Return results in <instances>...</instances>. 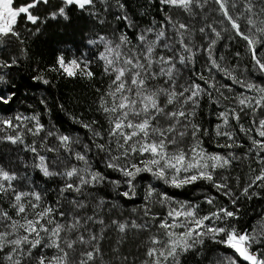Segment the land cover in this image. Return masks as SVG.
<instances>
[{
    "label": "snow or ice",
    "instance_id": "1",
    "mask_svg": "<svg viewBox=\"0 0 264 264\" xmlns=\"http://www.w3.org/2000/svg\"><path fill=\"white\" fill-rule=\"evenodd\" d=\"M148 2L158 3L163 18L140 26L122 0H0V106L16 100L13 70L27 54L21 25L35 37L52 21L71 26L79 13L95 36L87 40L89 52L96 51L60 50L48 72L93 80L95 62L107 78L106 87L96 89L95 110L103 123L68 114L82 133L46 126L35 110L0 112V144L31 154L0 162V201L7 203L0 204V264H98V257L103 264L100 242L109 226L122 238L129 230L148 233L141 264H187L190 257L200 264L206 241L231 253L221 252L210 264H264V228H240L238 206L241 197L252 199L260 195L256 189L264 190V80L257 83L216 55L217 43L231 31L228 39L245 42L252 71L264 78V0L259 12L257 4L244 0L235 15V0H212L221 16L219 29L216 22L200 24L207 20L201 12L209 0ZM113 7L114 19L127 30L95 33L96 24L108 23ZM30 79L37 88L51 84L39 71ZM205 98L220 109L214 135L223 152L204 147L210 133L197 116ZM39 105L51 111L47 97L41 96ZM245 147L242 155L233 151ZM253 157L258 167L249 166L247 182L233 186L228 175L233 162ZM97 158L103 170L94 163ZM29 171L45 183L56 181L54 200ZM169 188L191 189L193 198L176 199ZM141 192L142 202L132 212L142 222L113 218L120 201H135ZM120 259L127 264L126 256Z\"/></svg>",
    "mask_w": 264,
    "mask_h": 264
},
{
    "label": "trees",
    "instance_id": "2",
    "mask_svg": "<svg viewBox=\"0 0 264 264\" xmlns=\"http://www.w3.org/2000/svg\"><path fill=\"white\" fill-rule=\"evenodd\" d=\"M57 0H53L56 3ZM112 2V0H109ZM126 5V10L129 16L134 19L140 26H145L150 24L153 19L160 21L163 18V13L159 11L158 3L149 4L148 0H122ZM237 3V9L233 11V14H238L242 11V6L244 0H235ZM262 0H252V3L257 4L258 7L256 11L259 12V4ZM231 3V0H230ZM101 12L103 6H100ZM200 11V10H198ZM118 9L113 7L107 14L108 23L105 25L96 24L95 33L100 35L111 36L113 29L119 31H126L125 25L122 21H116L114 19L117 14ZM103 14V12H102ZM207 20L203 18L200 19V24L205 22L212 23L216 22V27L219 29L222 27L219 24L221 16L215 11V5L212 4V0H209L208 7L201 12V17L205 16ZM90 25L86 24L85 20L82 19L79 13H75L73 16V23L71 26L65 27L63 23H57L55 21L50 22L47 26L46 31L39 36H28L24 32L23 25H21L22 35L27 38L25 47L27 54L21 57V67L13 71L18 72L16 76V87L13 89L16 92V100L10 106H0V112L7 114H13L16 111L23 112L26 115H31L33 111L40 113L41 122L46 126L55 125L62 131H71L73 133L81 132L82 130L78 125L73 124L69 118V113L76 116H81L85 120L99 119L103 123V118L99 113L96 112V101L98 93L97 88L103 89L107 85V78H102L101 76V66L97 63H93V70L96 72V77L93 80H88L86 78H65L57 75L56 73L48 72L49 67L54 63L55 57L59 54L60 50L76 52L77 55L81 53H87L91 55L96 50L93 48L89 52V47L87 45V40L89 38H95L94 34L89 33ZM199 27V24H197ZM232 36L231 31L225 33V38L220 40L216 45V55L219 57L223 55L225 60L224 63L230 67H236L237 71L244 76H248L255 80L257 83H261L264 78H261L259 73L252 71V65L250 62V54L246 50V44L243 40L239 38L228 39ZM199 41V36H197ZM78 50V51H77ZM102 50V48H101ZM239 52L240 56L236 57L235 53ZM203 63V57H199L197 60L196 68L200 70V66ZM41 72L47 75L51 84L49 86H39L37 88L34 82L31 81L30 77L35 72ZM218 80L221 82H226L231 84V81H223L222 77L217 76ZM237 87L238 86H234ZM239 90V89H238ZM7 92V89H3ZM41 96L47 97L49 107L51 111H45L41 105H39V98ZM63 104L64 109L61 110L59 105ZM31 105L32 107H29ZM220 109L214 104H210L205 98L198 112L197 120L206 129L209 130L210 136L203 137L204 147L209 152H223L216 146L214 130L217 123V113ZM245 126H248L247 119L244 120ZM242 136V134H241ZM29 141L31 137L28 138ZM242 142L247 145L246 139ZM223 143V140H221ZM237 155H242V152L247 151L245 149H233ZM17 155L23 156L25 159L30 157V153L20 152L14 146L7 144H0V162H7L9 157L13 160ZM19 163V162H17ZM94 163L103 170V165L99 163L98 158ZM249 166L252 169H256L258 165L255 162V157L251 159L241 158L233 162V166L228 173L230 176V183L235 186L237 183L243 186L250 175ZM29 174L36 180L41 188L47 187L50 189L48 193V199L54 200L55 193L51 191L56 187L55 180H48L46 183L43 178L36 173L29 171ZM114 178L115 173H110ZM146 177L143 183H146ZM170 194H173L176 199H192L193 191L191 189L186 190H175L167 189ZM214 191V190H212ZM260 192L259 196H255L252 199H245L241 197L239 200V210H240V220L239 226L242 229H247L251 231L256 228L258 231L264 228V190L256 189ZM143 193L141 192V197L137 198L135 201H120L121 207L116 209L112 214L113 218L119 217L122 220H127L130 218L137 219V222H142V218L139 213H133L132 209L139 207L142 202ZM219 202L223 203L224 198L220 197ZM4 207H7L5 201H0ZM207 208V206H205ZM108 215L107 211L104 214ZM106 224L110 225V221L106 219ZM97 233H99L100 226H93ZM148 233H137L135 230H129L127 235L122 238V234L118 233L114 227L109 226L104 233V239L100 242L102 249V260L103 264H121V257L126 256L127 264H141L144 259V247L145 241ZM119 241V243H118ZM113 249H118L119 252H114ZM221 252L231 254L229 249L223 248L213 244L211 241H206L205 254L203 257L199 258L200 264H210L211 261L215 259L217 255ZM98 259V264L100 257ZM187 264H196V259L189 258Z\"/></svg>",
    "mask_w": 264,
    "mask_h": 264
}]
</instances>
